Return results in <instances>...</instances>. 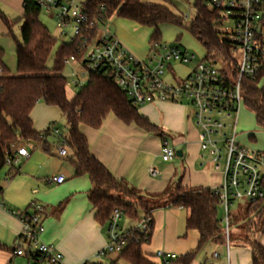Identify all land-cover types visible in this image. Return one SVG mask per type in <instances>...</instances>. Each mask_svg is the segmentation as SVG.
I'll list each match as a JSON object with an SVG mask.
<instances>
[{
	"label": "trees",
	"instance_id": "1",
	"mask_svg": "<svg viewBox=\"0 0 264 264\" xmlns=\"http://www.w3.org/2000/svg\"><path fill=\"white\" fill-rule=\"evenodd\" d=\"M82 8L93 22L102 20L107 23L117 16L152 29V46L161 45L162 25L185 28L204 48V61L212 65L221 64L222 74L227 79H237L238 53L230 40L218 30L224 22L225 13L222 9L214 8L212 0H196L195 17L188 23L185 17L176 15L167 5L144 4L143 0H88ZM23 10V16L19 19L22 23L21 40L16 41L18 76L10 74L4 63L5 51L0 48V172L6 168L9 174L17 173V169L6 166V159L14 146L41 144L42 137L49 136L48 131L39 133L33 129L31 112L35 106L44 103L57 107L66 122V134L63 137L71 152L69 161L74 168V175H87L90 179L88 200L95 210V221L107 228L115 210L123 211L125 219L131 221L137 222L142 216L152 219L147 240L132 231L135 239L110 264H155L147 258L144 247L151 241L154 225L152 215L162 208L187 211L186 230H194L199 234L197 250L170 263L191 264L198 251L207 244L227 247L222 219H219V198L212 189L184 186L178 180L171 182L162 193L146 195L148 198L143 200L141 192L115 179L91 154L80 126L99 129L111 113L127 125L136 124L145 131L155 133L162 141L167 137L139 114L140 107L134 106L103 72L91 74L86 85L79 89L73 100H69L68 82L63 71L65 61L77 57V45L63 44L56 55L54 67L50 69L48 62L57 40L39 21L41 10L35 0H24ZM3 20L12 34L14 22L5 17ZM242 95L244 107L255 114L258 126L264 131V68L256 79H243ZM42 146L48 150L47 143ZM2 192L0 187V194ZM129 200L137 201L138 205ZM62 208L59 206L60 211ZM245 216L246 235L243 244L252 251V264H264V243L257 240L261 223L264 222V203L247 204Z\"/></svg>",
	"mask_w": 264,
	"mask_h": 264
},
{
	"label": "built area",
	"instance_id": "2",
	"mask_svg": "<svg viewBox=\"0 0 264 264\" xmlns=\"http://www.w3.org/2000/svg\"><path fill=\"white\" fill-rule=\"evenodd\" d=\"M41 11L56 12L57 28L62 36L72 35L71 43L78 49L77 57L65 61L66 65L79 63L81 69L73 74L72 85L83 88L88 77L97 71L109 76L118 88L136 107L154 103L187 104L192 110V119L200 128V150L217 168L222 166L223 182L212 189L219 198L223 218L221 224L229 250L230 211L238 201L247 204L264 203V152L253 151L237 141V117L244 107L243 79H256L264 68V1L263 0H212V6L225 13L224 22L218 30L227 37L238 53L237 79H227L221 69L201 61L188 71L183 79L174 84L166 81L173 64L192 65L196 57L178 45H154L146 60L135 57L128 48L104 27L102 20L93 22L82 7L74 3L64 5L58 0H35ZM230 24V26H228ZM42 137L53 143L60 157L69 155L62 132L54 125ZM39 144H18L6 159V166L17 169L21 159L30 157L29 148ZM161 158L165 163L175 161L177 150L169 139L162 141ZM15 171V170H14ZM14 173V172H13ZM16 173V172H15ZM151 176L159 172L151 169ZM13 174L6 177L9 181ZM64 176L51 177L48 182L65 183ZM1 182V179H0ZM22 226V231L13 249L9 264H66L64 255L53 245L44 241L45 208L33 204L25 212H11ZM125 219L121 210H115L107 227L108 243L96 255L98 261L120 255L135 237L148 236L152 219L142 216L133 228L124 231L121 222ZM147 240V239H146ZM155 257L162 264H169L178 257L175 254L158 252ZM215 260L221 256L213 254ZM90 264V263H85Z\"/></svg>",
	"mask_w": 264,
	"mask_h": 264
},
{
	"label": "crops",
	"instance_id": "3",
	"mask_svg": "<svg viewBox=\"0 0 264 264\" xmlns=\"http://www.w3.org/2000/svg\"><path fill=\"white\" fill-rule=\"evenodd\" d=\"M58 1L64 5L75 3L74 0ZM23 3L24 0H0V12L8 20L10 15L21 18L24 13ZM137 25H128L118 35L110 31L135 57L146 60L151 49L148 50L135 39ZM168 76L171 81L167 80ZM167 77L166 81L171 84L178 79L173 66ZM243 109L248 110L243 107L237 117V141L245 148L264 152V144L259 146L254 134H244L253 128L247 115L251 114L255 121L256 117L250 110L247 111L251 112L249 114L243 113ZM139 114L164 133L177 151H182V157L178 158L180 163L173 164L177 159L172 163L163 162L162 140L158 135L145 131L136 124L127 125L111 113L99 129L81 125L80 132L86 137L91 154L115 179L124 181L143 195L162 193L171 182L177 180H181L184 186L210 189L222 184L223 172H215L212 160L200 150V133L195 130L192 110L187 104H149L139 109ZM31 120L33 129L39 133L45 132L51 125L59 130L61 123L66 126L59 108L44 103L35 106L31 112ZM258 128L262 129L259 126ZM55 142V137H49L48 150L43 144L29 148L30 157L20 160L17 173H10L13 176L7 182L5 177L10 175L9 172L5 179L0 177V187L3 189L0 194V264H9L11 250L22 231L21 223L11 212H25L33 204H40L45 208L44 241L64 255L66 264H101L96 255L108 243L107 228L101 227L95 221V210L88 200L90 179L87 175H74V168L69 161L71 152L68 150L67 157H60L53 145ZM198 163L200 167L197 166ZM151 169H156L159 175L151 176ZM61 175L66 178L65 183L58 185L48 182L51 177ZM59 206L63 207L61 211ZM174 209L176 210L162 208L153 213L156 215L153 219L151 241L155 237L154 244L157 249L184 257L196 251L199 234L194 230H186L188 234H192V241H185L181 236L184 231L181 234L178 223L181 213ZM247 249H229L226 256L219 254V260L212 257L217 252L212 253L210 260L196 255L191 264H217L221 261L222 264H252V251L248 247ZM158 252L160 251L151 255L149 252L146 256L152 262L157 260L158 264H162L155 257Z\"/></svg>",
	"mask_w": 264,
	"mask_h": 264
},
{
	"label": "rangeland",
	"instance_id": "4",
	"mask_svg": "<svg viewBox=\"0 0 264 264\" xmlns=\"http://www.w3.org/2000/svg\"><path fill=\"white\" fill-rule=\"evenodd\" d=\"M74 1H75L74 4L76 7H82L88 0H74ZM143 2L145 4L167 5L176 15L185 17L187 23L192 21V19L195 17L194 5H195L196 0H143ZM3 17H5V15H3L0 12V45L2 49L5 51L4 63L8 67V69H10V74L12 76H18L17 58H16V41L21 40V24L22 23L18 19L20 17H17L15 15H12V16L10 15V17H8L10 18L9 21L14 22L15 24L12 28V34H10L4 24ZM39 21L48 29L50 35L57 40L56 45L53 49V52L48 62V67L51 69L54 67L56 55L60 47L63 44H70L72 35L70 34L67 36H62L61 31L57 28L56 12L47 14L44 11H41L39 14ZM133 24L134 23L129 20L115 16L111 18L104 27L109 28L112 32L118 35V33L121 30L126 28L128 25H133ZM228 26H230V24H228ZM135 32H136L134 33L135 39H137L138 42L142 43V45H144L148 50H150L152 46L151 44V37L153 34L152 29L137 25V30ZM160 32H161V44L162 45H166V46L180 45L182 49L187 50L189 53L193 54L196 57V61L192 65L184 66V65H179V64H173V68L175 70V73L178 79H183L188 73V71L191 70L194 67V65H196V63H199L205 59L206 53H205L204 48L188 32L187 29L179 28L177 26L167 24V25H162L160 27ZM216 68L222 69V65L217 64ZM80 69H81V65L79 63H72L70 65H66V67L64 68L63 76L67 79V82H68L67 96L69 100H72L79 92V90L72 85V81L74 79L73 74L75 72H78V70ZM167 80L171 81L170 76L167 77ZM242 111L243 113L244 112L248 114L251 113V112H247L249 110L246 111L245 109H243ZM249 115L247 116L250 117L249 119L250 124H253L252 125L253 128H250L252 130L245 131L246 133L244 134H247V132L254 134L256 139L258 140V145L262 147V145L264 144V131L258 128L255 119L252 118L253 116L251 114ZM59 128L62 134H66V126L63 123L59 125ZM195 128H196L195 130H197L199 134L200 128H197L196 126ZM172 145L174 146L173 143ZM174 148L176 149L175 146ZM179 163H180V160H178L177 158L176 162L173 164L177 165ZM197 166L200 167V163H198ZM214 168H215V172L217 173H220L222 171V166L220 168H217L216 164H214ZM7 172H8V169L6 168L3 169L0 172V177L5 179L7 177L6 176ZM142 197H143V200L148 198L146 195H142ZM129 201H132L134 205L137 204V201L135 200H129ZM174 211H179L181 213L178 216V223H179V229L181 230V234L184 231L183 235H181L182 238L185 241H192V238H191L192 234H188L186 232L185 219L187 216V211L182 210V209L180 210L174 209ZM155 215L156 214L152 215L153 219L155 218ZM222 218H223V214H222V210L220 209L219 219H222ZM135 222L136 221H131L129 219H123V221L121 222V226L122 228H124L123 229L124 231H129L131 228L134 227ZM229 222H230L229 249L234 250V249L241 247L243 249L248 250L247 247L243 244V239H244V236L246 235V231L244 230L245 225H246L245 203L244 202L238 201L234 204V206H232L231 211H230ZM257 240L261 243H264V222L261 223V227L257 235ZM154 243H155V237H154V240L150 242V244L145 245L144 250L146 253L151 252L149 253L151 255L152 253L157 252V251H164L162 249H157ZM227 250H228V247H216L214 245L207 244L198 251L197 255L201 257L202 259L207 257L210 260L212 253L219 252V254L226 256ZM171 253L175 254L173 252ZM115 259H116V255L111 256L109 259L100 260V262L101 264H110L111 260H115ZM154 262L157 264L159 263L157 262V260L156 261L154 260ZM222 262L223 261L218 262V263L216 262V263L222 264ZM17 263L24 264V261L20 259ZM120 264H123V263L120 262Z\"/></svg>",
	"mask_w": 264,
	"mask_h": 264
},
{
	"label": "water",
	"instance_id": "5",
	"mask_svg": "<svg viewBox=\"0 0 264 264\" xmlns=\"http://www.w3.org/2000/svg\"><path fill=\"white\" fill-rule=\"evenodd\" d=\"M182 154H183V153H182L181 150L177 151V157H178V158H181V157H182Z\"/></svg>",
	"mask_w": 264,
	"mask_h": 264
}]
</instances>
